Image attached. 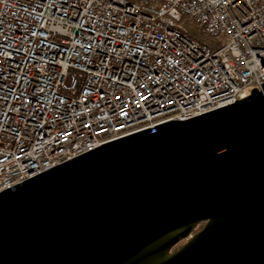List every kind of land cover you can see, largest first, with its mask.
Instances as JSON below:
<instances>
[{
    "label": "built area",
    "instance_id": "1",
    "mask_svg": "<svg viewBox=\"0 0 264 264\" xmlns=\"http://www.w3.org/2000/svg\"><path fill=\"white\" fill-rule=\"evenodd\" d=\"M263 86L264 0H0V193Z\"/></svg>",
    "mask_w": 264,
    "mask_h": 264
},
{
    "label": "water",
    "instance_id": "2",
    "mask_svg": "<svg viewBox=\"0 0 264 264\" xmlns=\"http://www.w3.org/2000/svg\"><path fill=\"white\" fill-rule=\"evenodd\" d=\"M0 264H264V86L0 193Z\"/></svg>",
    "mask_w": 264,
    "mask_h": 264
},
{
    "label": "rangeland",
    "instance_id": "3",
    "mask_svg": "<svg viewBox=\"0 0 264 264\" xmlns=\"http://www.w3.org/2000/svg\"><path fill=\"white\" fill-rule=\"evenodd\" d=\"M186 26L189 28L191 36H195V37H197L200 40H212L213 39V37H208L207 35L200 34L196 30L194 24L192 22H190V21H186ZM218 39L224 40V37L223 36L222 37H217L216 40H218Z\"/></svg>",
    "mask_w": 264,
    "mask_h": 264
},
{
    "label": "flooded vegetation",
    "instance_id": "4",
    "mask_svg": "<svg viewBox=\"0 0 264 264\" xmlns=\"http://www.w3.org/2000/svg\"><path fill=\"white\" fill-rule=\"evenodd\" d=\"M204 226H205V223H204V225H202V223H201V226H200V224H199L198 227H200V228L197 227L193 234L199 232ZM184 242H185V241H182V242L179 243L177 246H175L172 250L177 249V248L180 247Z\"/></svg>",
    "mask_w": 264,
    "mask_h": 264
},
{
    "label": "trees",
    "instance_id": "5",
    "mask_svg": "<svg viewBox=\"0 0 264 264\" xmlns=\"http://www.w3.org/2000/svg\"><path fill=\"white\" fill-rule=\"evenodd\" d=\"M202 225H204V223H202ZM200 226H201V224H200ZM198 228H200V227H198Z\"/></svg>",
    "mask_w": 264,
    "mask_h": 264
}]
</instances>
